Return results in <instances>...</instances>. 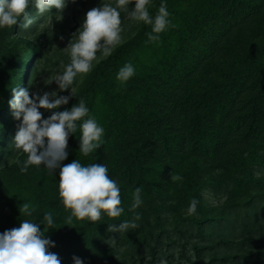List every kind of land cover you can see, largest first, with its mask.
Returning a JSON list of instances; mask_svg holds the SVG:
<instances>
[{
  "label": "trees",
  "instance_id": "trees-1",
  "mask_svg": "<svg viewBox=\"0 0 264 264\" xmlns=\"http://www.w3.org/2000/svg\"><path fill=\"white\" fill-rule=\"evenodd\" d=\"M94 1L65 0L62 13L43 15L32 3L28 29L23 17L0 29V233L50 212L55 228L45 235L61 264H75L73 257L83 264H264V0H150L153 18L161 3L169 13L162 33L137 21L110 56L98 52L92 70L75 78L74 95L58 89L68 104L43 118L83 100L104 129L101 146L85 156L77 121L61 166H107L120 188V217L67 224L59 169L30 165L21 172L27 154L13 143L21 121L9 105L12 89L30 93L59 59L57 17L66 22L68 8L76 14ZM118 11L124 29L128 13ZM128 63L135 73L121 82L117 74ZM137 188L142 204L133 209ZM193 198L196 212L188 214ZM24 202L36 209L30 217L21 216ZM125 221L137 227L108 231Z\"/></svg>",
  "mask_w": 264,
  "mask_h": 264
},
{
  "label": "clouds",
  "instance_id": "clouds-1",
  "mask_svg": "<svg viewBox=\"0 0 264 264\" xmlns=\"http://www.w3.org/2000/svg\"><path fill=\"white\" fill-rule=\"evenodd\" d=\"M34 3L38 14L56 9L62 13L66 7L65 0H0V29L11 28L23 17L21 26L28 29L34 23V17L28 13L29 5ZM134 3L129 11L128 5ZM150 0H116L115 6L105 3L87 11L82 26L73 35L65 50L70 55V63L64 66L62 74L53 81L59 91L74 90L71 88L78 75H85L92 70L93 61H97V53H102L100 59L111 55L113 49L122 42V21L118 9L128 13L134 21H142L152 26V33L160 34L168 26L169 13L166 5L161 3L158 12L153 18L147 8ZM158 35L149 34L150 40H157ZM135 73L131 63L125 64L117 74V80L126 82ZM13 98L9 101L14 118L21 121L14 136V147L27 154V160L21 167L26 172L30 165H43L49 171L59 169V197L66 210L71 215L66 223L71 224L73 217L77 220L97 222L102 214L110 218H118L124 209L121 205L120 188L117 182L108 175V168L104 164L94 163L83 166L77 160L61 166L67 159L69 135L77 130V121L80 125L81 136L79 151L87 156L98 149L104 134L103 127L99 126L95 118L89 117V109L85 102L80 100L70 109L52 111L48 118H43L40 109L55 110L69 102L68 96H60L56 91L45 92L43 95H30L26 88H13ZM88 117L87 119H84ZM19 163V160H17ZM173 179H179L174 177ZM141 189L134 192L132 208L142 204ZM198 201L193 198L188 208V214L196 212ZM36 209L29 203L20 205L21 216H32ZM139 219V215L135 217ZM41 224L44 226L41 230ZM134 221H125L120 224H110L109 232H124L134 229ZM54 227L53 216L45 212L39 223L22 219L19 227H14L0 233V264H61L57 254L49 251L55 244L46 238L45 232ZM75 264H83L82 260L73 257ZM150 259V258H149ZM161 264H166L161 261Z\"/></svg>",
  "mask_w": 264,
  "mask_h": 264
},
{
  "label": "rangeland",
  "instance_id": "rangeland-1",
  "mask_svg": "<svg viewBox=\"0 0 264 264\" xmlns=\"http://www.w3.org/2000/svg\"><path fill=\"white\" fill-rule=\"evenodd\" d=\"M102 2L103 0H95L90 5V8H88L89 5L86 8L83 7V10L78 11L76 14L68 8L63 13V18H66V22H63L64 20L61 16L57 17L58 21H62L63 23V33L58 36V40L55 43V51L59 55V59L57 58L53 61V63H50V65L44 70V72L38 76L36 83L30 90V94L39 93L40 95H43V93L45 92L51 93L53 91H56L58 93V85L53 80L58 75L62 74L64 66L70 63V55L65 50V48L68 46L72 38L75 39L73 35L78 31V29L81 28L87 11L91 10L94 7L102 6ZM125 20L126 24L123 30H129L130 27H132L137 22L129 19L128 14L125 17ZM43 25L44 22H41V27ZM46 25L50 28L48 24H45L44 26ZM98 59L99 56H97V60ZM40 111L42 115H45L48 110L40 109Z\"/></svg>",
  "mask_w": 264,
  "mask_h": 264
}]
</instances>
